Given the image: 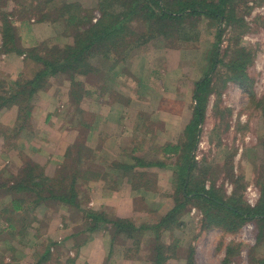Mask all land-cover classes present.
I'll return each mask as SVG.
<instances>
[{"label": "trees", "instance_id": "1", "mask_svg": "<svg viewBox=\"0 0 264 264\" xmlns=\"http://www.w3.org/2000/svg\"><path fill=\"white\" fill-rule=\"evenodd\" d=\"M8 2L12 3L11 8H7ZM246 2L88 0L85 6L81 0H0V55L15 54L21 57L24 67L15 78L7 73L6 77L0 75V111L16 107L12 125H0V151L8 154L16 150L20 161L18 164L8 160L0 169V264H12L19 248L28 247V230L33 223L38 224L34 233L37 243L32 249L34 260L29 263L24 259L21 264H76L81 246L101 226L107 227L113 242L122 239L123 257L126 259L146 260L149 264H171V260L176 262L184 258L186 264H196L194 248L188 247L186 253L182 254L179 239L174 236V232L182 227L184 215L191 206H197L203 213L202 229L219 228L226 233H236L247 222H253L257 244L264 241V186L260 185L258 202L250 206L240 194L241 184H235L229 194L223 186H216L215 182H210L206 188V169L199 170L193 181L197 165L193 151L198 140L199 124L216 83L221 82L224 86L228 81H235L251 91L244 68L252 57L239 45L243 32L239 30L235 35L237 28H233L224 39V29L220 27L221 22L230 26L243 20L237 13L238 7L248 9ZM200 18L218 23L208 69V73H213L212 76L218 79L217 82L212 83V76H209L195 84L193 115L177 142H167L160 147L159 152L164 157L160 155L162 160L149 161L143 155L134 156L137 150L152 149L151 143L141 139L131 148L124 145L130 148L134 164L128 166L113 162L106 166L107 171L117 169L122 175H129L135 165L139 166L138 170L165 167L164 159L174 156V162L169 165L172 169L171 189L164 199L165 202L171 200V208L162 213L161 208L153 210L139 203L145 210V217L137 222L136 218H120L107 210L95 211L82 207L89 199L88 183L99 177L97 160L102 144L92 147L88 141L92 121L84 118L86 114L79 109L80 104L93 94L98 97L112 92L115 77L124 71L121 70L124 69L122 65L125 66L127 56L134 50L147 49L153 39L175 47L177 42L190 39L187 32L189 28H195L194 21ZM45 22L57 26L63 24L66 30L73 29L72 43L59 46L54 34L38 39L32 25L47 26ZM244 27V24L240 26L241 29ZM54 84H66L68 88L69 105L63 108L60 116L65 124L69 119V123L75 126L78 131L75 141L60 156L44 149H33L32 145L19 148L18 142L22 138L29 141L27 133L35 132L32 120L38 109L37 94ZM251 103L264 112V95L256 99L251 94ZM144 126L148 132L149 125ZM45 144L52 145L49 141ZM262 147L264 151V140ZM122 150L126 152V148ZM36 153L46 156L49 163L56 162L54 173L47 172L46 165L35 161ZM233 155L225 163V176L231 180L235 179ZM152 181L150 172L138 171L129 177L133 188L149 189ZM40 204L70 213L81 220L80 224L72 221L63 223L62 242L53 241L44 234L49 225L46 215L38 217L37 206ZM167 233L168 239H164L163 235ZM69 238H72V244L67 248L63 240ZM240 246V243L228 244L221 264H230L238 255ZM254 250L255 246L249 249L248 264H264V258L255 257ZM70 251L72 255L68 254Z\"/></svg>", "mask_w": 264, "mask_h": 264}, {"label": "rangeland", "instance_id": "2", "mask_svg": "<svg viewBox=\"0 0 264 264\" xmlns=\"http://www.w3.org/2000/svg\"><path fill=\"white\" fill-rule=\"evenodd\" d=\"M81 1L85 6L87 5L88 0ZM246 3L248 9L244 6L238 7L237 16H241L243 20L235 22L230 26H226L225 22H221L220 27L224 29V39L227 38L228 32L233 28H237L235 35H237L239 30L243 32L239 45L246 50V53L249 51L252 57L251 62L244 68L248 81L251 83V91L246 90L245 87H242L235 81H228L222 86L221 82L216 83L218 79L212 76L213 73H208L209 60L212 57L211 50L213 48L214 32L218 23L215 24L205 18L197 19L194 21L195 28L193 30L189 28L187 32V36L190 37L189 40L177 42L174 47L173 45H165L164 42V44H160L159 40L153 39L149 42L147 49L142 50L138 48L127 56V62L133 61L135 66L146 62L149 68H151V84L153 85V89L163 88L164 93L170 92V98H165L163 100L165 106L161 107L173 112L170 113V117L166 116L168 115L167 113L163 114L165 115L164 118L176 120V122L173 124L169 122L171 124L169 131H167L159 127L158 122L160 119L157 118V115L159 116L160 114L159 112L152 111L151 113L142 114L146 116V121H141L142 118L140 117L141 119H138L137 124L131 130L130 136L119 139L118 142L123 145H130L131 148L135 142L137 143L138 140L142 139L151 143L152 149L150 148L145 151L137 150L135 152L136 156L143 155L149 161L161 159L163 155L159 152L160 147L167 142H174L172 140H175V142L179 140L185 127L181 123L185 122L186 125L193 115L195 84L201 81V79L212 76V83H216V87L208 97L204 118L201 124H199L200 131L193 151L194 159L197 161L193 181L197 177L199 170L206 169V188L210 186V182H215L216 186H223V189L229 194L235 188V184H241L242 189L240 194L243 200L248 205L254 206L261 196L260 185L264 186V151L262 147V141L264 140V112L251 103V94L256 99L264 95V0L262 2H259V0H247ZM11 7L12 3L8 2L7 8ZM242 24L245 27L241 29L240 26ZM45 25H47L48 29L43 28L41 33L39 31V37L44 39L54 34L57 45L63 46L66 43H72L74 36L73 29L66 30L63 24L57 26L45 22ZM222 47L223 44L220 49ZM137 54L138 56L134 57ZM229 58H231V55ZM9 59L13 63H9ZM244 59L248 60L247 58ZM21 68H24L21 57L15 54L0 55L1 76L6 77L9 74L12 78H15ZM158 75H161L162 79H159L160 76ZM54 86L58 88V85L54 84ZM61 86L59 85V89ZM57 104L59 102H54L52 108L57 106ZM15 116L16 107L14 106L11 109L1 110L0 125L11 126L8 123L11 124ZM35 117L36 115L32 123H37V118ZM84 117L86 120H90L91 115L86 114ZM144 124L149 125L148 132H146ZM35 128L39 129L37 124ZM27 135L30 140L21 139L18 142L19 148H27L29 143L33 149L50 151L49 146H46V144L35 146L32 143L36 139L34 137L35 133L28 132ZM132 139H134L133 143ZM62 142L64 140L61 138ZM12 151L13 153L16 152V150ZM232 153H234L232 159L233 173L235 179L242 177L241 180H235L234 178L231 180L225 176V163ZM8 154L2 153V156H0V167L7 163ZM36 154L35 161L47 167L48 161H44L39 156V153ZM174 159V156H169V158L164 160L167 165H170L174 162ZM152 169L169 170L172 175L170 167L153 166L147 168L148 171ZM171 177L169 179L170 183ZM161 194H165L163 196L164 203L162 202V205H164L165 196L168 194L167 192ZM168 201L171 203V200ZM147 204L156 208V204L150 200H147ZM48 210L49 208L45 207L44 204L37 206L38 217L48 215ZM202 217V211L197 206H191L184 215L182 227L174 232V236L179 239V243L181 244L182 254L186 253L188 247L194 248L196 264H221L225 256L226 247L230 243L241 244L238 255L231 260L230 264H248L249 249L254 246V256L264 258V241L257 244L256 227L253 222H247L236 233H226L219 228L202 229ZM32 225L28 230V247L33 249V245L37 243L34 233L38 224L33 223ZM168 236L169 233L163 235V238L168 239ZM69 245L70 243L66 247H69ZM28 247L19 248L15 254L16 259L14 264H21L22 260L25 259L24 257H27ZM30 253L29 256L31 257ZM145 253L146 250L142 253V256ZM68 254L72 255L73 252L70 251ZM139 262L141 264H149L146 260H140ZM177 262V264H186L184 258L177 259ZM171 264H175V261L171 260Z\"/></svg>", "mask_w": 264, "mask_h": 264}, {"label": "crops", "instance_id": "3", "mask_svg": "<svg viewBox=\"0 0 264 264\" xmlns=\"http://www.w3.org/2000/svg\"><path fill=\"white\" fill-rule=\"evenodd\" d=\"M32 27L38 39H41L39 38V34L43 28L48 29L47 26L36 23L33 24ZM39 31L40 33H38ZM138 54L134 57H137ZM8 62L13 63L10 59ZM133 63V61H126L125 66L122 65L124 69L121 70L124 71H121L115 77L114 80L117 83L115 82V84H113L114 86L110 90L112 92L100 94L98 97L93 94L89 100L83 101L79 106V109L85 112V114L91 115L90 120L92 119V124H90L89 127L91 134L88 140L91 146L102 144V147L99 148V150H101L98 152L99 157L97 160L99 163L97 164L99 177L88 183L87 191L89 199L82 204V207L95 211L107 210L111 215L114 214L120 218H136V221L140 222L141 219L145 217L143 206L146 208L149 206L148 208L153 210L160 209L163 206L161 210L162 213L171 208L172 202L170 203L167 201L162 205L164 202L163 195L161 194L169 192L171 189L169 180L172 176L171 172L169 170L154 169L148 171L147 168L138 170L139 166L135 165L134 168L131 169L132 173L138 171L150 172V176L154 182L152 181V183H150L152 187L149 189H145L144 187L133 188L129 182V177L132 173L129 175H122L117 172V169L113 172L107 171L106 166L113 162H119L120 164L124 163L128 166L134 164L133 157L136 156V153L133 154L134 156L131 155L129 147H124L118 140L130 136L131 130L137 124L138 119L142 118L146 121V116L142 114L151 113L152 111L159 112V116L157 115V118L160 119L158 122L159 127L167 131H169L171 124H169V122L173 124L176 120L173 121L164 118L165 115L163 114L167 113L168 115L166 116L170 117V113L173 112L161 107L165 106L163 100L167 97L170 98V92L164 93L163 88L153 89V85L151 84L152 70L146 62L141 65L137 64V66ZM120 68H116V70L119 71ZM114 75L115 74L111 76L112 79ZM158 76H160L159 79H162L161 75ZM67 91L68 88L66 84H63L60 89L59 86L57 88L53 85L48 90L40 91L37 94L38 109L35 117L37 118V123H33V125L37 124L39 129L35 128L34 137L36 139L33 140V142L31 140V142L35 146H42V144L47 143V141L51 142L52 145L46 144V146H49L50 151L48 152L55 156L63 154L66 147L75 141L78 132L72 122L69 123V119L68 124H65L64 119L60 116L63 110L61 107L64 105L68 107L69 105ZM153 100H155V102H153ZM54 102H59V104H57V106H55V104V107L52 108ZM12 123L8 124L12 125ZM73 123L76 124V122ZM181 125L185 126V122H182ZM61 138L64 140L62 143ZM38 141L41 143H38ZM172 141L175 142V140ZM28 145L30 144L28 143ZM121 145L123 146L121 147ZM123 148H126V152L122 150ZM12 153L13 151L8 154L9 162L13 160L19 164L20 161L17 151L11 155ZM36 155L37 154L34 155L35 158ZM0 156H2L1 151ZM39 156L44 161H47L46 156L40 153ZM4 165L2 167H4ZM55 165H57L56 162L51 164L48 162L46 171L54 173ZM2 167H0V169ZM118 167L119 166H117V168ZM165 167H169V165ZM147 200L155 203L156 208L148 205ZM139 203L143 206L138 207ZM47 213L46 221H48L49 225L47 229L45 228L44 234L53 241L62 242L61 234L64 230L63 223L68 224L67 222L72 221L75 222V224H80L81 221L70 213L55 210L52 207H49ZM1 225L2 223L0 221V226ZM121 240L113 242L107 227H99V229L90 235L89 240L81 246L76 258V264H141L139 259H126L123 257V241L121 242ZM71 241L72 238L63 240L65 246H68V243L71 245ZM27 250L28 255L24 258L25 261L31 263L34 260L32 256L33 250L30 247L27 248ZM29 252H31V257L29 256ZM12 263L14 264V261ZM177 263L176 261L175 264Z\"/></svg>", "mask_w": 264, "mask_h": 264}]
</instances>
